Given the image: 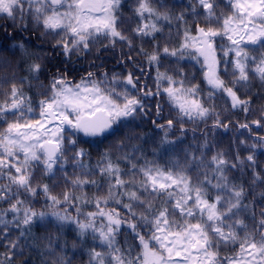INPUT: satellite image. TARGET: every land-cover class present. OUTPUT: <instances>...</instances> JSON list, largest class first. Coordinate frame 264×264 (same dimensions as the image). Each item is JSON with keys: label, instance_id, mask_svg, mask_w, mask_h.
Here are the masks:
<instances>
[{"label": "snow or ice", "instance_id": "6c2138e0", "mask_svg": "<svg viewBox=\"0 0 264 264\" xmlns=\"http://www.w3.org/2000/svg\"><path fill=\"white\" fill-rule=\"evenodd\" d=\"M121 4L122 0H0V15L18 20L25 29L26 21L30 19L43 29L42 34L58 37L53 47H61L65 54L87 50L90 43L101 38L109 39L113 44L117 40L126 41L131 48L134 37L125 35L118 28ZM198 4L203 9L206 26L196 24V35H191L186 27L180 48L170 50L164 47L163 52L182 57L185 50L194 49V54L189 55L204 70V81L209 86L207 99H215V94L220 92L230 101L232 109L247 113L250 101L241 99L235 89L237 85H248L250 73L264 83V51L259 58L250 55V51L257 48L264 50V0H225L226 12H217V0H198ZM134 12L142 23L132 31L140 37L155 38V33L161 31L157 22L171 19L153 7L152 0H137ZM178 19L184 20L183 15ZM217 37L226 38L229 42L227 46H220L225 57L234 53L232 61H224L225 66L232 64V86H228L219 75ZM141 53L149 64L157 65L156 91H145L143 98L132 96L127 90L117 92L114 86L104 87L103 81L92 79V73L75 84L61 75L53 77L49 93L39 101V119H36L31 99L24 95L22 87L12 84L10 93H5V99L0 102V121L6 125L0 128V180L4 181L0 183V201L10 202L7 209L0 210V225L7 229L11 224L20 228V235L25 236L31 232L36 220H44L49 215L61 227L66 222L74 223L81 237L91 232L93 239L99 240L100 245L107 249H91L89 264H264V210L260 212L258 221L254 209L251 210L253 225L250 228L242 217L250 210L249 205L243 202L245 189L243 185L230 181L228 161L223 154L212 157L211 176L205 172L203 179L197 177L195 182L185 169H166L151 162H146L139 169L133 164L129 179H124L129 173L122 172L118 164H113L105 156L107 163L98 164L97 168L107 183V192L94 197L96 211L84 213L83 220L80 219L82 213L79 208L76 218H73L67 212L62 215L59 211H36L20 198L23 194L35 197L39 188L46 197V203L50 201L52 207L72 201L92 203L83 192L77 196L74 191H66L61 199L51 194L48 184L34 187V167L42 166L44 173L54 174L56 165L64 158L67 129H71V135L101 136L122 119L142 113L144 98L161 94V82H167L163 93L181 118L204 120L214 115V126L227 128L220 120V112H216L214 107H205L199 96V85H186L184 79L160 72V57L156 52L149 54L141 49ZM249 62L253 65L251 69ZM27 70L30 74H38L41 65L32 63ZM116 82L117 78L113 77L111 83L114 85ZM125 82L133 88L139 83L131 73ZM156 111L159 116L162 111L159 103ZM252 123L264 127L259 120ZM173 124L172 119L167 120V127L171 128ZM239 128L250 130V125L239 124ZM240 143L246 142L241 140ZM258 143L264 148V136L258 138ZM68 144L74 146L76 141L69 139ZM249 147L256 149L257 143ZM85 155L83 149L74 153L82 173L71 180L72 188L82 190L86 185H92L100 189L101 185L95 179L87 178L94 173L83 162ZM237 160L244 165L245 161L239 156ZM246 160L254 165V154H249ZM193 161H196L195 156ZM60 167L62 170L63 165ZM231 167L237 165L232 164ZM257 180H261V176L253 170V183ZM211 190L215 191L214 196ZM145 195L151 199H145ZM153 200H159V206ZM109 202L126 209L129 219L122 218L115 209L105 210ZM138 208L143 211L138 213ZM8 213L12 214L11 221L6 219ZM97 218L106 222L98 226ZM136 220L139 223L133 222ZM125 223L134 233L133 239L139 241L138 250L118 245L116 238ZM141 225L148 230L147 233L141 234L138 230ZM9 243L12 248L18 244L17 241ZM237 244L239 251L235 255H220L221 246ZM60 264L64 262L60 261Z\"/></svg>", "mask_w": 264, "mask_h": 264}, {"label": "trees", "instance_id": "16d2710c", "mask_svg": "<svg viewBox=\"0 0 264 264\" xmlns=\"http://www.w3.org/2000/svg\"><path fill=\"white\" fill-rule=\"evenodd\" d=\"M224 3L225 0H217L219 5L217 12L227 11ZM152 5L171 17L170 20L161 19L157 22L161 31L155 33V38L140 37L133 33L132 29L142 23L134 12L137 0H122L118 28L125 35L134 37L133 46L130 48L126 41L117 40L113 44L109 39L101 38L90 43L87 50H73L68 54H65L61 47H53L58 37L42 34L43 29L37 27L30 19L26 21L25 29L18 20L14 21L0 15V102L5 99V93H10L12 84H16L17 87H22L24 95L31 99L35 109L34 117L39 119V101L49 93L53 77L63 75L75 84L79 83L81 78H88V73L93 74L92 79L103 81L104 87L114 86L117 92L127 90L130 95L143 98L145 91L155 92L157 88V65L148 63L147 58L141 53L143 49L149 54L156 52L159 55L160 72H166L176 79H184L186 85H199L201 89L199 96L203 99L205 107H214L216 112H220V120L227 128L214 126L216 119L214 115L204 120L181 118L163 93V88L168 86L167 82H161V94L144 98L143 112L122 119L114 125L111 133L87 139L79 134L71 135V129H67L64 158L56 165L54 174L44 173L42 166L34 167L32 178L34 187L48 184L51 194L61 199L66 191H74L77 196L83 192L93 201L92 203L72 201L52 207L50 201L46 203V197L39 188L35 197L23 194L20 198L25 200L26 206L36 211L47 213L59 211L62 215L67 212L73 218H76L79 208L82 213L80 219L83 220L84 213L96 211L94 197L107 192V183L97 168L98 164L102 166L107 163L105 156L113 164H118L122 172L129 173L123 177L124 179H129L133 164L139 169L146 162H151L166 169H185L195 182L197 177L203 179L205 172L211 176L212 157L223 154L228 161L227 175L230 181L243 185L245 189L243 202L249 205L250 210L243 213L242 217L251 228L253 225L251 210L254 209L257 221L260 219V212L264 210V148L258 143V138L264 136V127L252 123L259 120L261 125H264V83L250 73L246 87L236 86L237 95L250 101L247 113L241 109H232L230 101L220 92L215 94V99L208 100L209 86L204 81V70L201 64L189 55L194 54V49L185 50L182 57L179 54L171 56L163 52L164 47L170 50L180 48L186 27L190 29L191 35H196V24L206 26L202 15L203 9L199 6L198 0H152ZM181 15L184 20L178 19ZM215 44L217 58L220 60L219 75L228 86H232V64L228 63L225 66L224 61H232L234 53L224 56L220 46L229 44L226 38L217 37ZM262 51L264 50L257 48L250 51V55L259 58ZM32 63L41 65L40 73L28 72V66ZM252 67L249 62V69ZM129 73L133 75L134 80L139 81L135 88L125 82ZM113 77L117 78L114 85L111 83ZM157 103L162 108L159 116L156 111ZM168 119L174 121L171 128L167 127ZM243 123H248L250 130L239 128V124ZM159 125L165 127L161 128ZM5 126L3 121H0V128ZM69 139H74L76 144L74 146L68 144ZM241 140L246 143L241 144ZM254 142L257 143V148L251 149L249 145ZM81 149L86 153L82 158L83 162L89 165L94 173L87 178L95 179L101 185L100 189L92 185H86L82 190L72 188L71 180L82 173L74 159V153ZM249 154L255 156L254 165L246 160ZM193 156L196 157V161H193ZM237 156L245 161L244 165L239 164ZM201 160L203 163H200ZM232 164H236L237 167H231ZM253 170L261 176V180L255 183ZM3 182L0 180V183ZM211 194L214 196L216 193L211 190ZM145 199L151 198L145 195ZM9 203L0 201V210L7 209ZM153 203L159 206L160 201L153 200ZM111 209L118 211L125 220L129 219L127 210L122 206L109 202L105 210ZM136 211L139 213L143 209L138 208ZM6 219L11 221L12 214L8 213ZM105 222L99 218L96 221L98 226ZM133 222L139 223L138 220ZM138 230L141 234L148 231L142 225ZM20 232V228L11 224L7 229L0 225V262L3 264H60V261L64 264H89L91 249L107 250L100 245L99 240L93 239L91 232L81 237L74 223L66 222L61 227L50 215L44 220H36L31 226V232L25 236H21ZM133 236L134 233L128 225L123 224L116 238L118 245L125 249L132 247L138 250L139 241L133 239ZM9 241H17V247L12 248ZM238 251V244L221 246L220 255L233 256Z\"/></svg>", "mask_w": 264, "mask_h": 264}, {"label": "water", "instance_id": "95a60500", "mask_svg": "<svg viewBox=\"0 0 264 264\" xmlns=\"http://www.w3.org/2000/svg\"><path fill=\"white\" fill-rule=\"evenodd\" d=\"M113 129H114V126H113L112 129H110L108 132H106V133L103 134V135L109 134L110 132H112ZM78 134L81 135V136L84 137V138H87V139L98 138V137L103 136V135H101V136H96V137H90V136H84L82 133H78Z\"/></svg>", "mask_w": 264, "mask_h": 264}]
</instances>
